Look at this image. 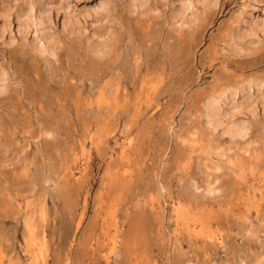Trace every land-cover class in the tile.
I'll return each mask as SVG.
<instances>
[{"label": "rangeland", "instance_id": "1", "mask_svg": "<svg viewBox=\"0 0 264 264\" xmlns=\"http://www.w3.org/2000/svg\"><path fill=\"white\" fill-rule=\"evenodd\" d=\"M0 264H264V0H0Z\"/></svg>", "mask_w": 264, "mask_h": 264}, {"label": "bare ground", "instance_id": "2", "mask_svg": "<svg viewBox=\"0 0 264 264\" xmlns=\"http://www.w3.org/2000/svg\"><path fill=\"white\" fill-rule=\"evenodd\" d=\"M195 1V0H194ZM186 2V1H185ZM189 2H191V1H189ZM187 3H188V1H187ZM191 4H193V3H189V7H190V5ZM195 5V4H194ZM188 6V5H187ZM192 6V5H191ZM31 8V7H30ZM97 10V9H96ZM39 11V10H38ZM43 12V11H42ZM27 14V13H26ZM35 16V15H34ZM42 16H43V14H42ZM20 17V16H19ZM32 17V16H31ZM44 17H46V14L44 13ZM44 20H46L47 21V19H45L44 18ZM45 22V21H44ZM23 23V22H22ZM46 23V22H45ZM19 24V23H18ZM25 24V22L22 24V25H24ZM21 25V26H22ZM42 25V24H41ZM19 26H20V24H19ZM20 28V27H19ZM21 29V28H20ZM36 32V31H35ZM46 48V47H45ZM215 98H217V99H215ZM215 98H213V100H211V105H209L210 107V111H213V106H216V104H215V102L217 103V100H218V97H215ZM222 103V102H221ZM213 120V119H212ZM232 126H233V124H232ZM229 129V128H228ZM228 129H225V131H228ZM236 131L238 130L239 131V129L237 128V129H235ZM230 132H233V130H229ZM236 133V132H235Z\"/></svg>", "mask_w": 264, "mask_h": 264}]
</instances>
